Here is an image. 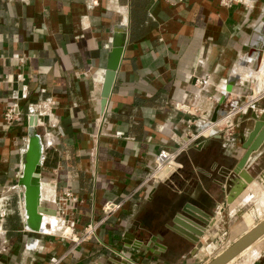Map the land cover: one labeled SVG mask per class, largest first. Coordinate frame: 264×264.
Returning <instances> with one entry per match:
<instances>
[{"label": "crops", "instance_id": "1", "mask_svg": "<svg viewBox=\"0 0 264 264\" xmlns=\"http://www.w3.org/2000/svg\"><path fill=\"white\" fill-rule=\"evenodd\" d=\"M263 16L264 0L232 8L220 0H0V264H209L263 221L255 218L264 196L252 188L264 190V153L249 170L255 182L227 203V187L255 125L253 113L264 109L258 105L264 101ZM121 27L126 45L103 118L104 75ZM196 79L207 84L200 88ZM236 97L245 109L235 107V120L225 126L237 141L227 148L218 137L194 142L201 120H223ZM15 100L23 111L34 104L63 135L47 129L43 138L38 184L43 210L50 211L40 212L34 225L20 184L32 134L23 161L25 128L8 131L4 122ZM162 150H183L180 173L173 183H145ZM69 189L79 200L67 213L77 221L74 240L61 237L50 215ZM253 203L232 223L231 214ZM112 204L121 207L107 215ZM195 209L211 219L198 243L175 230L180 216L189 217L185 210ZM255 210L250 228L245 215ZM89 224L97 225L95 236L76 244ZM241 224L248 229L232 239ZM227 236L232 244L221 248ZM238 262L264 264V237L229 264Z\"/></svg>", "mask_w": 264, "mask_h": 264}, {"label": "water", "instance_id": "2", "mask_svg": "<svg viewBox=\"0 0 264 264\" xmlns=\"http://www.w3.org/2000/svg\"><path fill=\"white\" fill-rule=\"evenodd\" d=\"M260 38L262 41V46L255 45L254 47H260L261 50H264V16L262 18L261 26L258 29ZM126 45V28L121 27L116 30L114 34V41L112 49L109 54L107 70L104 75L103 82V98L104 103L106 104L108 99L111 96L114 83L116 80L117 73L122 62L124 49ZM224 98L227 96V93H230V88L227 87L224 90ZM220 101V100H219ZM222 102V101H221ZM253 107V111H254ZM228 113L225 114L227 116ZM253 118L255 120V125L252 132L249 134L244 148L247 150L246 154L241 159L238 167L236 168L234 175L236 176L231 180L230 185L227 187V203L233 204L237 201L243 193L249 188L251 184L255 182V178L250 174L249 170L256 160L264 153V109H261V114L253 113ZM221 119V118H220ZM219 118H213L208 120L209 122L216 123L220 120ZM33 119L30 120V127L33 125ZM209 124L205 123L203 126H200L195 134H198L200 131L207 129ZM33 129L30 128V134L36 135ZM216 131L211 132L213 135ZM204 138H200L197 142L201 141ZM38 148V145L36 146ZM36 148L33 150V153H36ZM42 151V150H41ZM41 151H39L38 156L41 157ZM38 158V157H37ZM37 161V160H36ZM39 160L34 162L30 161L27 158V167L23 172V177L21 178V183L26 188V208L28 215V222L31 225H34L36 222L38 224L39 214L42 208L40 207V189L38 186L39 182ZM264 180V174L262 175ZM186 214L189 216H180L184 217L183 220L180 217L175 221L176 227L175 230L190 239L194 243L200 241V237L206 232V227L211 224V219L208 216H205L199 210H185ZM259 218H255V221H258ZM196 221L201 222L204 225L197 223ZM264 237V220L258 223L253 229L248 231L244 236L238 239L232 246L227 248L221 254H219L212 262L209 264H229L238 256L243 254L245 251L250 249L257 241Z\"/></svg>", "mask_w": 264, "mask_h": 264}, {"label": "flooded vegetation", "instance_id": "3", "mask_svg": "<svg viewBox=\"0 0 264 264\" xmlns=\"http://www.w3.org/2000/svg\"><path fill=\"white\" fill-rule=\"evenodd\" d=\"M234 6V5H233ZM232 6V7H233ZM231 7V8H232ZM1 53H0V58H1ZM121 65V64H120ZM120 69V68H119ZM119 72V71H118ZM118 74V73H117ZM117 77V76H116ZM199 79H196V84H197V81ZM104 82V81H103ZM206 85V84H205ZM201 86L203 85H200V88ZM103 88V87H102ZM26 94L24 93L23 94V97L22 98H26L27 99V95L25 96ZM228 96V95H227ZM225 96V98L227 97ZM101 104H102V116L103 118L107 115V104H108V101L107 103L105 104L104 103V98H103V93L101 95ZM241 98L240 97H236L234 98V100L232 101V103L230 102L229 104V112L230 111H233L235 109V107L239 108V107H242V105L240 106L238 104L239 100ZM109 100V99H108ZM51 103V106L54 107L55 106V103L54 102H50ZM232 106V108H231ZM9 109H14V121L12 123H7L6 121V112L9 110ZM245 109V107L242 108V111ZM241 111V112H242ZM228 112V113H229ZM244 114V113H243ZM247 113H245L246 115ZM45 116L40 112L38 111L37 109L34 108V104H29L27 106V109L26 111H23L21 109V106H20V102L18 100H15L12 105H9L7 108H6V111L4 112V122H5V125H6V130L10 131V129L14 128V127H24L25 128V140H24V143L22 144V141H23V138L20 140L21 144L23 145L22 149H21V154L23 156V161H24V150L26 148V141H27V138L29 137L30 135V128L33 129V131L36 133V135H38L41 140H42V147H41V158L39 160V178H41V180L43 181V166H44V162H45V156H44V137L47 135V132L49 129V132L50 133H53L54 135L56 134L57 132V137H62V132L60 131V129L58 128L57 130V127L56 125H54L52 123V121L49 119L50 116H48V119L45 120L44 118ZM33 119V122H34V126L33 127H30V120ZM230 127L229 126H223L221 130L217 131V130H213V131H216L213 135H211V133L209 134L208 137H218L220 138V140L223 141L222 145H223V148H227V144H232L231 143V140L232 141H237V133H233L231 132V135H227L226 132L227 130L229 129ZM212 132V131H211ZM24 137V136H23ZM2 141V137L0 136V142ZM226 144V146H224ZM53 145V142H51V146ZM23 166V164H22ZM154 169V167H153ZM153 169L150 171L149 174L152 173ZM180 172L178 171L175 176H177V174H179ZM174 176V177H175ZM23 177V169H22V174H21V178ZM21 178H20V184L23 185L21 183ZM161 184V183H160ZM24 187V186H23ZM42 198L40 199V207L42 208V210L40 212H47L50 211H45L43 210V207H42ZM78 199L77 197L75 196V194L72 192V190H65L63 192V194L60 196V198L55 201V208L53 210V212H51L50 215L52 216H55L58 220V223H59V226L58 228L60 229V231L62 232V235L61 237H63L65 240H74V236L76 237V232H75V228L77 226V221L76 220H71L69 217H68V214L67 213H71L74 211V209L76 208V205L78 203ZM114 205V204H112ZM110 205V206H112ZM107 208V207H106ZM58 214V216H56L55 212ZM180 215H183V214H180ZM91 224L87 225L84 229H83V232L82 234H80L78 236V238H82L83 234H84V231L85 229L90 226ZM46 227L48 229L52 228L51 224H46ZM67 227V228H66ZM142 245H145L147 246L148 245V242H141ZM124 261H127L126 259H124Z\"/></svg>", "mask_w": 264, "mask_h": 264}, {"label": "built area", "instance_id": "4", "mask_svg": "<svg viewBox=\"0 0 264 264\" xmlns=\"http://www.w3.org/2000/svg\"><path fill=\"white\" fill-rule=\"evenodd\" d=\"M246 3V0H220V5L223 8H231L235 4L243 5ZM197 84L199 85H205L207 84V81L204 80H198ZM178 109L182 110L186 113H191V110L188 106L180 105L177 106ZM235 110L230 111L228 115L223 118V120H219L216 123L209 122L208 118H203L201 120L202 122L198 125L203 126V124L207 123L209 124V127L207 129H204L203 131H200L198 134H193L192 139L195 141L199 140L200 138H207L212 130H221L223 125L225 126V123H227L229 120L233 119L235 114ZM14 109H9L6 112V121L7 123H12L14 121ZM205 130L209 131V134H205ZM231 128H229L226 132L227 135H231ZM183 150H179L177 152H170L168 150H162L159 155L155 159V166L151 174L148 175L147 179L145 180V183H173L175 174L179 171V166L177 164V158L180 155V153ZM121 207V204H116L112 206H108L105 208V212L107 215H111L114 212H116ZM97 230V225H90L88 226L82 238H77L75 241L76 244H81L83 242H86L87 240H90L92 237L95 236Z\"/></svg>", "mask_w": 264, "mask_h": 264}, {"label": "rangeland", "instance_id": "5", "mask_svg": "<svg viewBox=\"0 0 264 264\" xmlns=\"http://www.w3.org/2000/svg\"><path fill=\"white\" fill-rule=\"evenodd\" d=\"M259 79H260V77H259ZM256 80V79H255ZM259 81V80H258ZM258 81H257V83H256V87L254 88V91H255V98L256 97H258V95H259V93H258V90H257V85H258ZM249 89V93L247 94V97H248V95H250V94H252L253 93V88H248ZM259 91H260V93L262 92V90L259 88ZM264 92V91H263ZM262 92V93H263ZM261 93V94H262ZM252 97V96H251ZM241 99H242V97H240ZM240 99V100H241ZM244 99H246V98H244ZM239 100V102H238V104L241 106V105H243V107H245L244 106V104L241 102ZM258 105L260 106V107H262L263 105H264V101L263 102H260V103H258ZM260 109V108H259ZM253 111V110H252ZM237 116V115H236ZM251 116V111L250 112H248V115H247V117H250ZM233 120H235L234 118H233ZM250 126H252L253 125V123H252V121H249V123H248ZM260 160H261V158H260ZM259 160V161H260ZM261 164L263 165L264 164V157H262V162H261ZM180 176V175H179ZM181 177V176H180ZM260 189H262L263 190V188H260ZM255 192H258V191H255ZM259 193V192H258ZM256 194V193H255ZM259 195V194H258ZM260 195H261V193H260ZM264 195V190H263V194H262V196ZM254 205H255V203H253V204H249V206H243V208L242 209H240L239 211H237L236 212V214H231V216L233 217L231 220H232V223L237 219H240V220H242V218L244 217V214L245 213H247L248 211H250L253 207H254ZM264 208H262V211H261V213H259V215H258V218H260V219H264ZM225 220V219H224ZM228 223H229V221H228ZM231 223V224H232ZM228 226H231V225H228ZM250 226V225H249ZM252 227V226H251ZM250 227V228H251ZM248 229V227H246V226H244V225H242L241 224V227H239V229L237 230V231H235V233L233 234V236H231L232 237V239H235L236 238V236L238 235V234H240V233H242L243 231H245V230H247ZM232 235V234H231ZM230 236V235H229ZM229 236H227L226 237V240H223V244H221V248H225L227 245H229V244H232V241L231 242H229L228 241V239H229ZM245 259V258H244ZM240 262H238L237 264H239ZM236 264V263H235Z\"/></svg>", "mask_w": 264, "mask_h": 264}, {"label": "bare ground", "instance_id": "6", "mask_svg": "<svg viewBox=\"0 0 264 264\" xmlns=\"http://www.w3.org/2000/svg\"><path fill=\"white\" fill-rule=\"evenodd\" d=\"M34 125V124H33ZM33 127V126H32ZM33 131V130H32ZM205 134H209V131L208 130H205ZM33 135L34 134H32V140H31V147H30V150L28 151L29 153H28V156H27V158H29L30 159V161H32V160H34V162H37L39 159H40V155L38 156V154H39V151H41V145H40V138L36 135V137H35V135H34V137H33ZM30 145V144H29ZM38 145V148H36V146ZM36 148V153H33L34 151V149ZM38 157V158H37ZM37 160V161H36ZM26 167H27V165H26ZM38 186H39V184H38ZM255 186V185H254ZM258 186V185H257ZM253 187V186H252ZM261 187V186H260ZM260 187H253L252 188V190L255 192V191H258L259 193H261V195L263 194V190L262 189H259ZM258 193V194H259ZM255 194V193H254ZM257 194V195H258ZM249 195V194H248ZM260 195V196H261ZM254 196V195H253ZM264 196V195H263ZM256 197V196H255ZM259 198V197H258ZM261 199V198H260ZM263 199V198H262ZM254 202V201H253ZM263 202V201H262ZM257 205V204H256ZM259 205V204H258ZM260 207V206H259ZM261 209V208H260ZM260 209H258L259 211H261ZM257 214H258V211L257 210H255L254 212H252V213H250V214H247V215H245V222L248 224V225H250V227H251V225H252V223H253V220H254V217H256L257 216ZM259 215V214H258ZM67 228V227H66Z\"/></svg>", "mask_w": 264, "mask_h": 264}]
</instances>
